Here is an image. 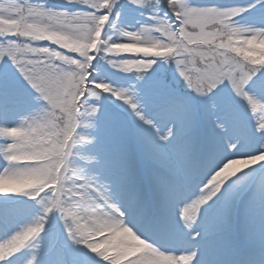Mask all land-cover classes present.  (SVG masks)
I'll return each mask as SVG.
<instances>
[{"label":"clouds","instance_id":"obj_1","mask_svg":"<svg viewBox=\"0 0 264 264\" xmlns=\"http://www.w3.org/2000/svg\"><path fill=\"white\" fill-rule=\"evenodd\" d=\"M65 2L75 4L71 0ZM143 3L150 10L159 9L150 26L141 25L135 31L116 29L112 36L103 38L106 17L77 15L74 11L50 6L49 0L27 4L25 13L19 17V25L8 39L0 41V49L14 50L21 62L35 65L43 73L58 78L60 87L51 92L36 91V101L43 102L38 108L20 115L11 126L0 124V138L6 141L0 144V161L4 162V169L18 173L21 182L30 184L21 193L39 197L38 203L45 216L53 211L59 212L69 239L76 245H83L107 264L114 262V257L106 256L109 246L125 250L124 264H145L147 259L161 264H200L195 248H176L159 238L123 202L113 199L106 183L75 166L77 146L96 139L93 132L97 128L101 98L112 92L108 83L96 82L99 78L94 75L97 71L94 61H106L112 68L135 69L139 72L138 79L152 68L156 62L153 57H162L165 63L174 62L176 65L181 62L192 76L202 75L199 68L211 63L223 66L237 80L241 76L245 80H264V19L254 22L245 16L255 8L258 0H235L227 7L212 5L216 7L215 12L205 10L199 17L169 7L175 6L178 0H143ZM16 10L19 5L14 0H0V15H9ZM125 33L126 37L134 39L119 42V37ZM62 35L80 43L70 46L67 40L60 38ZM152 48L158 51H148ZM126 49L141 51L131 53L136 58H115ZM205 87L210 85L206 82ZM257 115L260 124H264V105L260 106ZM260 124H256V130L259 141L264 144V128ZM13 132L18 134L8 138ZM224 146L223 155L231 158L216 168L205 185L207 199L204 205L210 201L216 203L221 193L227 198L238 182V174L245 169L257 164L264 166V153L246 155L249 149L239 138L226 141ZM88 157H92L90 162L100 163L96 155ZM206 166H212L208 158L202 168ZM81 170L97 185L108 189L107 208L96 205L91 197L79 195L73 200V196L77 197L74 192L68 199H62L65 192L71 191L65 188V184L73 177L81 179L77 176ZM49 191L51 195L47 194ZM0 194L8 193L0 189ZM200 221V212L196 213L194 220L183 219L184 232L190 239L200 235ZM116 226L131 239L117 238ZM37 236L26 241L25 246ZM100 244L105 247H98ZM234 246H243L241 254L225 257L219 264H264V227L242 229ZM32 247H38V241ZM136 249L142 251L136 252ZM11 254L10 249H0V261ZM33 258L28 264H33Z\"/></svg>","mask_w":264,"mask_h":264},{"label":"rangeland","instance_id":"obj_2","mask_svg":"<svg viewBox=\"0 0 264 264\" xmlns=\"http://www.w3.org/2000/svg\"><path fill=\"white\" fill-rule=\"evenodd\" d=\"M20 2L27 5L29 3H41L43 0H20ZM192 3L200 6L215 5L218 7H227L233 4L213 0H192ZM49 5L69 11L80 10L81 7L77 4L69 5L56 0H49ZM25 11L26 7L13 11L9 15H0V33L12 34L20 23V15L25 13ZM164 11H167V8ZM245 16L251 21L260 22L261 19H264V9L257 6L245 13ZM152 23L151 10L147 5L137 6L133 5L130 0H118L109 21L106 22L102 37L112 36L121 24L129 25L131 26L130 31H135L141 25L150 26ZM60 38L67 40L70 46L80 43L69 36L62 35ZM119 42L127 43V41L122 42L120 40ZM156 51L158 50L155 49L153 52ZM247 55L255 56L257 53H247ZM115 58L127 59L136 57L131 53L124 52L123 54H118ZM152 59L156 62L151 69L144 73L142 79L137 78L139 72L135 69L112 68L106 61L99 59L94 61V64H97V71L94 75L99 80L108 83L112 88L131 94L139 103L142 113L153 121L157 129L166 130L167 127L175 122L172 116L166 114L169 94L188 102L193 108V118L191 124L184 130L183 138L185 141L192 143L196 141L191 152L192 171L195 167L193 163L194 156L198 155L208 158L217 148L222 147L226 141L239 138L249 150L259 141L260 136L256 130V117L251 112L250 105L246 99L234 94L230 82H223L214 93L201 96L188 87L174 62L165 63L162 57H153ZM0 87H6L10 92L20 97H23L21 94H24V98L32 101L35 108H38L43 103L42 101H36V91L10 62L0 63ZM249 91L258 102L264 103V80H257L255 84L250 85ZM100 106L97 128L93 132L96 137L95 141L91 144L85 143L77 146V148L84 147L91 155H95V152L100 155L105 154L111 159L109 161L112 165L124 162L127 177L129 179L138 178L137 182H140L141 170H147L150 175L156 174L159 176L163 175L161 170L164 171V169L162 167L156 169L134 160L132 155L135 150H138L143 154V157H146L151 162L171 168L175 172H180L184 168L183 160L176 164L172 162V159V161L169 160L172 153L177 151L174 140L166 143L161 141L154 143L156 150L166 156V163H162L157 155L148 150L147 142H144L149 140L145 135L148 125L139 120L129 105L123 100L108 92L101 98ZM217 124L222 127L218 128ZM160 133L163 134L164 131ZM137 144L140 146L136 148ZM195 173H197V169ZM168 176L160 177H163L166 184L169 181L175 182L170 175ZM255 176H257L256 172L250 173V175L247 173L239 174L235 187L246 188V184ZM262 177H264V173ZM176 181L178 183H176L174 188L180 192L178 194L179 197L192 191L190 181H183V183H180V180ZM29 186L30 184L26 183L23 188ZM145 191L146 189L139 186L136 193L137 195L142 193L144 195ZM231 192L232 190L229 193ZM62 199H66V197H62ZM6 200L9 203L5 213L9 214L13 220L21 221L24 225V230L28 227H35L36 221L42 216L44 217L43 229L36 239L31 242V246L26 247L27 249L25 250L21 249L14 255L21 257V260H17L16 264H28V261L32 260L33 256L35 257L33 264H107L95 253L89 252L83 245H76L69 239L59 212L53 211L45 216L42 205L38 203L39 198L17 193L6 198ZM26 201L28 204H24ZM181 201L182 198L177 197L175 204L180 205ZM216 205L215 203L209 205V207L202 205L201 208L214 210ZM144 210L146 211V209ZM165 219L166 217L160 216L155 221L154 226L160 225L162 230H165L164 227L167 226L165 225ZM201 226L203 227V224ZM166 229L169 234L170 230L167 227ZM32 237L29 236L27 239L29 240ZM37 241L38 247H32V244ZM110 250L112 252L110 258L114 257L113 264H119V259L125 254L122 252L113 256L119 250L116 247Z\"/></svg>","mask_w":264,"mask_h":264},{"label":"bare ground","instance_id":"obj_3","mask_svg":"<svg viewBox=\"0 0 264 264\" xmlns=\"http://www.w3.org/2000/svg\"><path fill=\"white\" fill-rule=\"evenodd\" d=\"M118 29L130 31L131 26L121 24L118 26ZM129 39L134 38H128L122 35L119 37V40L122 42H128ZM134 51H137V49H131L130 51L124 50V52L128 53H132ZM8 92V97L0 96V124H7L11 126L16 122L20 115L35 109V105L29 99L24 98V94H21L23 97H20L13 94L9 90ZM159 130L160 132L165 131L161 129ZM146 131L145 135L149 138V140L144 142H147L148 150L156 155L159 151L156 150L157 148L154 143L160 141L159 136L157 135V128L148 125L146 127ZM10 134L17 135L18 133L13 132ZM5 142L6 141L3 138H0V144H4ZM195 144L196 141L193 143V148ZM138 146L140 145L137 144L136 148ZM76 151L78 152V155L74 157L75 166L83 168L86 174L94 176L100 182L106 183L113 199L123 202L125 189L128 193L135 194L136 200L133 204L132 211L134 214L141 217V221L146 224L148 228L152 226V224L148 225L151 219L156 220L157 218L159 219L160 216L166 217L165 225H167L166 227L170 230L169 234L167 233L166 227H164L165 230H162L160 225H157L154 231L150 228L149 230L156 234L159 238L167 240L169 243L172 239L178 241L182 240L181 248H195L197 250L196 259L200 262V264H219V262L225 257L239 256L243 246L240 248L235 247L234 242L239 240L241 230L244 228L259 230L264 227V189L262 190V188H264V177H262L264 173V166L261 164L250 166L240 173H247L249 175L253 172L257 173V176L251 178V180L246 184V188L242 189L234 186L232 192L228 194L227 198H224L222 193L220 194V199L216 201L217 203L215 204L217 205L214 210H209L208 208L200 209L201 216L206 213L202 217L199 224V229H201L200 235L194 236V238L190 239L185 234L183 229V208L187 206L188 203L199 197V188L202 181L201 169L206 158L198 155L194 156L193 163L195 164V167L193 168L191 175L186 176L184 168L180 172H175L171 170V168L160 166L159 164L151 162L146 157H143L142 153L135 150V153L132 155L134 160H137L145 165H150L156 169H159V167L164 169V171L161 170L163 175L159 176L156 174L150 175L149 171L141 170V176L139 177L140 182H137L138 178L129 179L127 177L124 162L121 164L114 163V165H112L109 161V156H105V154L100 155L98 152H95V155L100 160V163L97 164L95 161L90 162L83 159V157L92 156L85 150L84 147L77 148ZM169 160L176 164L183 160V157L177 150L172 153ZM196 169L197 173H195ZM3 170L4 162L0 161V173H2ZM165 175H170L175 182L176 180H180L181 182L190 181L192 183V191L181 196L182 201L180 202V205L175 204V199L178 197L176 194H179L178 191L175 190V196L172 198L165 197L162 191V185L166 183H164L163 177H160ZM25 184L26 183L21 182L19 179L4 180L0 178V189H4L5 187L23 188ZM139 186L146 189L144 195L143 193L137 195V187ZM65 188H68L67 183L65 184ZM14 194L17 193L0 194V242L6 241L14 233L24 230V225L21 221H16L15 219L13 220L9 214L7 215L5 213L6 207L9 203L6 198ZM79 195L80 194L77 193V197H79ZM69 197L70 196H67L66 199ZM211 204H213V202L210 201L209 204L206 205L209 207ZM156 206L160 207L161 210H157ZM144 209H146V211ZM155 210L158 212L157 214L159 217L154 213ZM202 224L203 227L201 226ZM116 228L117 238L131 239V237L127 234L119 231L118 226H116ZM30 246L31 243L22 249L25 250L27 249L26 247ZM112 248L113 247L109 246V250L106 254L108 258L112 256V252L110 250ZM0 249L5 248L0 247ZM117 250L119 251L115 252L113 256L125 252L123 248H117ZM135 251L139 252L142 251V249H136ZM126 258V255L122 256V258L119 259V264H124ZM17 260H21V257L18 255L14 256L11 264H16ZM101 260L104 262L102 258ZM145 264H161V262L147 259L145 260Z\"/></svg>","mask_w":264,"mask_h":264},{"label":"snow or ice","instance_id":"obj_4","mask_svg":"<svg viewBox=\"0 0 264 264\" xmlns=\"http://www.w3.org/2000/svg\"><path fill=\"white\" fill-rule=\"evenodd\" d=\"M71 2L81 6L80 10L74 11L77 15L93 16L96 18L106 17L107 21H109L112 11L117 5L118 0H71ZM130 2L133 5L144 6L143 0H130ZM14 3L19 5V9L27 7V5L22 4L20 0H14ZM257 6H259L260 8H264V0H258V3L253 7ZM169 7H176L184 10L188 15H192L195 13L197 17L201 16V14L205 10L208 12L216 11V7L195 5L192 3V0H178V3L175 6L169 5ZM158 14V9H151L152 20H154ZM10 35L11 34L0 33V41L8 39ZM126 36L127 33H125V37ZM126 50L130 51L131 49ZM137 51L141 50L137 49ZM148 51H155V48L148 49ZM158 55H162V53H158ZM8 62H10L18 70V72L23 76L26 82L37 92H51L60 87V81L58 78H54L49 74L43 73L41 69H39L35 65L21 62L17 58L16 52L14 50L9 48L0 49V63ZM176 67L180 75L187 83L188 87L196 94L201 96L214 93L223 82H230L231 88L234 90V94H236L240 98L246 99L247 103L250 105L251 112L256 117V124H260V119L257 113L260 106L264 105V103L258 102L249 91L250 85L256 83L255 78H253L252 80H245L244 77L241 76L239 80L234 79L231 73L229 71H226L223 66L214 65L211 63H209L207 67L199 68V71L202 73V75L198 76L189 75L179 61L177 62ZM90 79H92V77H90ZM96 82L100 83L103 81L97 80ZM206 82L210 85V87H205ZM111 94L128 104L135 115L138 117V119L141 120L144 124L155 127L153 121L148 119L142 113L139 103L132 97L131 94L117 88H112ZM8 95V89L6 87H0V96L8 97ZM93 111H95V109H93ZM166 114L172 116L175 122L173 125L167 127L163 134H161L160 130L157 129V135L159 136V140L161 142L166 143L170 140L175 141L176 148L183 157V167L185 174L190 176L192 173L191 152L193 150V143L185 141L183 135L184 130L192 122L193 108L188 102L177 99L173 95L169 94L167 97ZM217 127L219 128L222 126L220 124H217ZM260 127L264 128V124H260ZM241 135L243 134L241 133ZM11 136V134H8V138H11ZM243 145L246 149H248L246 144ZM224 152V145L217 148V150L208 157L209 164L212 166H206L201 169L202 181L199 188V197L188 203L187 206L183 208V219L185 221L196 219V213L200 212L201 206L204 205V201L205 199H207L205 195V185L212 178V173L215 172L216 168H218L225 159L231 158L230 156H224ZM261 153H264V144L258 141L255 143L254 147H252L251 150L247 151L245 154L256 156L260 155ZM156 155L162 163H166V156L163 153L157 152ZM84 159L91 161L92 157H85ZM77 176H80L82 178L77 179L73 177V179L67 183L68 188H70L71 191L65 192V197L71 196L73 192L79 193L83 197H91L96 205H102L107 208L109 201V196L107 194L108 189L97 185L91 177L83 175L82 170L77 172ZM0 178L4 180H18L20 179V175L16 172L10 171L9 169H4L3 172L0 173ZM3 191L5 193H21L23 191V188L5 187ZM162 191L166 198H172L175 196V188L172 185L163 184ZM47 194L51 195V192L49 191ZM72 199L77 200L78 197L73 196ZM135 200V194L128 193L125 189L123 203L132 213V208ZM57 206H59V203L57 204ZM65 211H67V209H65ZM69 214L75 215V213ZM136 216L141 220V217L139 215ZM42 217L36 221L35 227H28L25 230L14 233L6 241L0 242V247L10 249L12 253L7 259L0 261V264H11L14 255L18 253L23 247H25L26 241H28L27 238L29 236L34 237L42 231L43 228L41 229V224L44 225V218L42 219ZM98 247H103V244H100ZM33 259H35V257ZM105 259H107V257H105ZM30 264H32V262H30Z\"/></svg>","mask_w":264,"mask_h":264},{"label":"trees","instance_id":"obj_5","mask_svg":"<svg viewBox=\"0 0 264 264\" xmlns=\"http://www.w3.org/2000/svg\"><path fill=\"white\" fill-rule=\"evenodd\" d=\"M217 1H221V2H229V3H234L235 0H217Z\"/></svg>","mask_w":264,"mask_h":264},{"label":"water","instance_id":"obj_6","mask_svg":"<svg viewBox=\"0 0 264 264\" xmlns=\"http://www.w3.org/2000/svg\"><path fill=\"white\" fill-rule=\"evenodd\" d=\"M58 2H61V3H66L65 0H56Z\"/></svg>","mask_w":264,"mask_h":264}]
</instances>
